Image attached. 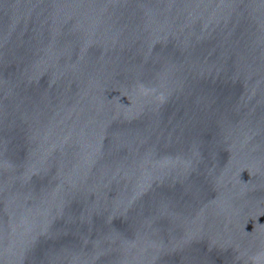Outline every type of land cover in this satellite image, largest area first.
I'll return each instance as SVG.
<instances>
[{
	"label": "water",
	"instance_id": "95a60500",
	"mask_svg": "<svg viewBox=\"0 0 264 264\" xmlns=\"http://www.w3.org/2000/svg\"><path fill=\"white\" fill-rule=\"evenodd\" d=\"M0 264H264V0H0Z\"/></svg>",
	"mask_w": 264,
	"mask_h": 264
}]
</instances>
